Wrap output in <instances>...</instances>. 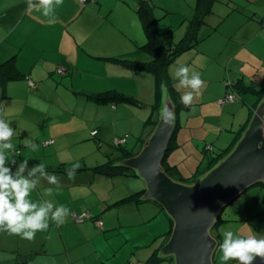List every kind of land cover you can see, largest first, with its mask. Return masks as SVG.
<instances>
[{"label":"crops","instance_id":"obj_1","mask_svg":"<svg viewBox=\"0 0 264 264\" xmlns=\"http://www.w3.org/2000/svg\"><path fill=\"white\" fill-rule=\"evenodd\" d=\"M231 2L232 0H229V3ZM234 2L236 4L231 11H235L239 25L257 28V31L251 33L247 41L257 39L260 36L259 33L264 32V0H259L258 2L255 0H234ZM32 3L37 6V9L27 12V0H0V64L6 60L13 59L18 72L21 74L20 78L11 80L6 84V97L1 98L0 96V119H4L13 129V136L9 142L13 144L14 150H7V153L9 159L15 158L17 161L16 166H13L11 163L8 166L15 172L18 163L24 159H28V168L25 171V175H27L29 170L37 164L43 163L46 172L54 174L59 178L60 187L57 190V185H50L47 180L41 179L29 199L33 202L50 200L57 207L64 205L70 210V214L66 217V222L60 226H57L49 218L47 230L37 231L35 238L32 240L22 239L19 235H10L6 231H0V264H44L47 261L51 264H58V258L60 255H64L65 251L67 252L65 257L67 258L68 256L69 261L65 259L63 263L87 264L88 262L90 264L89 258L92 254H76L75 250L78 245H69L63 237L65 232L69 235L70 230L74 229H79L82 237H88L94 228V224L88 223V221H102L101 227H103V221L107 219L106 214L92 216L89 211H85L84 209V207H88L90 204V201H88L89 196L96 194L94 188L95 171L91 173L93 178L88 179L84 183V181L78 180V175H75L74 180H69L66 170H61L59 167L73 170V168H69L70 158L65 157L67 155L66 151L72 148L73 134L81 131L86 132L84 141L91 140L90 137H92L96 141L102 142V139H105L106 135L110 133V128H112L110 122L112 112L114 113V118L116 116L115 120H117L118 111L114 110H118L120 107L130 108L131 110L135 108L133 105L128 104L131 101L100 102L93 98L92 95H97L108 90H117L133 96L135 99L137 94L133 93L138 89L140 84L143 83L147 87H154L153 76L155 75L153 73L127 67L119 63L120 60L128 59L149 62L154 59L155 55L152 51L142 47L146 43L148 35L144 29L141 16L137 11L138 0H96L86 3L80 0H63L62 4H58L56 0H53L47 15L44 14L45 10L43 7L39 5V0H32ZM154 13L156 16L155 9ZM49 21H55V23L50 24L48 23ZM156 25L158 31L166 40V30L168 28H163L159 18ZM201 27H198L196 38L192 39L196 44ZM243 34L246 36L247 30L243 31ZM184 35L183 37L186 36ZM175 43L177 42L173 44ZM190 48L192 47H189L183 53L181 52L173 62L176 63V60L183 58L184 53L188 55ZM62 70L66 71L63 72ZM79 73L85 76L88 75L90 78L88 89L84 86L82 89L74 88L75 78L78 77ZM169 74L171 79H174L170 67ZM134 81H139V83L124 86L125 82L132 84ZM130 87H135V89L127 92ZM175 88L177 90L174 93L176 100H173V98L172 100L175 105V129L177 127L176 130H179L183 126L182 112H179L177 116L176 114L177 111L183 109L184 105L180 102V91L182 89L176 85ZM64 89L65 91L63 92ZM34 90L38 98L33 107L40 110V117H31V119L22 118L23 122H17L15 118L8 116V110L16 106L11 100L15 98L16 93L25 95L27 92L28 94H32ZM155 90L158 93L157 102L162 99L164 103L166 96L163 94L161 96L157 80ZM227 91L228 93L231 92L228 88ZM64 93L66 95L71 94V103ZM242 95V93H239V96ZM40 96L46 97L45 101H42ZM6 98H8V101ZM256 103L258 102L250 105L251 112L256 110L259 105ZM177 104L180 105L178 108ZM29 105V100L26 104L24 103V106ZM80 106L86 108V111L89 109L95 110L99 106L104 109V112L109 117L95 116L91 120H87L83 116L81 119L84 123L81 125L77 121L80 118L76 116V110ZM253 115H251V118ZM159 116H161L159 110H154L152 118L157 123L160 119ZM103 120H107L108 122H103ZM249 123L250 121L245 125L248 126ZM153 124L151 123L150 126L146 125L148 131L145 137L151 133L150 130ZM32 125H37L38 130L34 131L35 127H32ZM93 131H96V133L94 134ZM33 134H36V136L32 137ZM39 139L51 142L47 144L44 142L43 146L40 147ZM27 141H32L38 147L35 150L27 147ZM237 142L238 140L235 143ZM174 143L176 142L174 141ZM178 145L176 143V146ZM138 147H140V144H137V149ZM211 149L212 146L208 147L209 152ZM121 153V150H119L120 156L122 155ZM30 154L35 157V160L34 157H31V159L28 157ZM72 162L74 161L71 160ZM169 163L178 169L176 171L174 168V173H179L181 178L186 177L187 174L181 166L178 167L172 162ZM200 169L198 167L197 171L193 174L199 172ZM35 175L36 177H40L41 174L37 172ZM119 175L133 176L130 173ZM260 183L264 184V182ZM137 184L140 185V183ZM49 187L54 190L53 194H56V196H49L45 193V190ZM142 189H145V187L141 184L137 187V190L133 191L136 192ZM133 191L128 192L125 197L134 193ZM110 195L99 196L96 194L100 206L103 205L102 208L105 210L112 207L111 201L113 198ZM92 201H96V199ZM143 202L154 204L158 209H155L156 214L165 212L160 204L151 200L140 202L130 200V202L121 203L123 207H128L129 209L136 208L138 210L141 208ZM92 205L90 204V206ZM96 207L95 210L98 211ZM243 207L245 208V206ZM243 207L237 208L238 214L244 215L243 212H247L246 208L243 209ZM85 212H88L91 217L82 222L76 221L75 215ZM240 220H244L242 216H240ZM170 222L172 225L171 220ZM115 228V226H112L110 229ZM58 233L61 235L63 244L62 246H58V243L55 242V245L51 247L49 241L51 239L55 240ZM156 237H159V235ZM162 246L163 242L156 252ZM89 251L92 253V250ZM97 258L101 264L104 263L102 262V258ZM133 264H136V262Z\"/></svg>","mask_w":264,"mask_h":264},{"label":"rangeland","instance_id":"obj_2","mask_svg":"<svg viewBox=\"0 0 264 264\" xmlns=\"http://www.w3.org/2000/svg\"><path fill=\"white\" fill-rule=\"evenodd\" d=\"M152 2L156 18H159L163 28H168L166 30L167 44L178 42L184 34L186 35L188 23L194 20L198 13V0H152ZM235 4L234 0L231 3L229 0L213 1L212 12L205 16V22L202 23L198 34L197 44L188 50V55L184 53L183 58L176 60V63L173 62L170 66L174 85L182 89L181 96L191 89H185L180 85L179 78L175 75L178 67L187 66L190 75L192 72H198L204 82L199 90V95L194 94L192 104L187 107L184 105L183 109L177 111L176 114L177 116L179 112H182L183 118V126L175 131V142L179 145L170 149L166 158L167 161L178 167L181 166L187 174L185 178H181L179 173L171 172V176L176 180L188 183L187 179L197 171L198 167L204 172L210 163V156L233 144L237 132L245 126L249 119H252L250 105L258 102L261 96L264 100V32L259 33L260 36L257 39L247 41V38L251 33L257 31V28L239 25L235 11H231ZM230 12L232 13L230 14ZM245 30H247L246 36L243 34ZM153 79V88L142 83L133 93L137 94L138 97L136 96L135 99L138 102L131 101L128 104L133 105L134 110L122 107L114 110L118 111L117 120L112 112L110 121L112 128L105 139H102V142L96 141L92 137H90L91 140L84 141L86 132L81 131L73 134L72 148L66 151L65 157L70 158L69 168H73L77 163L80 165L76 170L79 181L85 183L88 179L93 178L91 174L93 169L90 168L120 156L119 147L126 146L130 150L137 149L139 138L147 134L146 121L154 112L152 105L158 100L155 76ZM89 83L88 75L79 73L75 78L74 88L82 89L84 86L88 89ZM138 83L139 81H134L132 84L125 82L124 86ZM235 83H240L242 87L239 92H236L233 87ZM227 88L232 94L236 93L238 98L228 101L223 106L218 102V98H224L227 95ZM131 89H135V87H130L127 92H130ZM255 91L258 92V95L255 94ZM239 93L243 95L239 96ZM65 97L69 99L70 103L72 102L71 94H65ZM37 98L35 90L32 94L16 93L15 98L11 99L16 106L8 110V116L15 118L17 122H23L22 118L40 117V110L33 107ZM45 98L40 96L42 101H45ZM6 100L8 101V98ZM28 100L30 105L24 106ZM178 106L180 105H177V108ZM76 116L80 118L77 121L81 125L84 123L81 119L83 116L87 120H91L95 116L109 117L99 106L95 110L87 111L86 108L80 106L76 110ZM103 122L108 121L103 120ZM32 127H35L34 131L38 130L37 125H32ZM44 142L46 143L45 139H39L40 147ZM211 146L212 149L209 152L208 147ZM19 148L21 147L19 146ZM6 154L9 158L8 153ZM28 157L31 159L34 156L30 154ZM41 158L43 159V157ZM71 160L74 162L71 163ZM175 170L178 171L177 168ZM94 174L96 175L94 182L96 194L99 196L111 194L112 207L105 210L102 208L103 205L100 206L96 194L89 196L88 201L93 205L89 204L88 207H84L85 211H89L92 216L106 214L107 219L103 221V227L97 225V220L88 221V223L94 224L88 237H82L79 229L70 230L69 235L65 232L63 237L65 241L69 245H78L75 253L79 255L92 254L89 258L90 264H101L97 257L102 258V262L105 264H133L134 262L136 264H175L174 258L170 260L152 259L153 256L155 257L157 248L163 242L164 234L171 228V222L166 212L156 214L155 209H158L152 203L143 202L141 208L136 210V208L123 207L122 203L118 202L128 192L137 190L141 184L145 187L144 179L134 175H115L113 177L97 172ZM52 195L56 196V194ZM92 197L96 201H92ZM241 206L246 208L247 212H243L244 215L238 214L236 211ZM95 207L98 208V211L95 210ZM245 208L243 207V209ZM240 216L244 220H240ZM112 226L116 228L110 229ZM226 231H232L235 236L241 238H246L249 235L255 236L257 239L264 238V184L257 183L251 186L222 210L211 229L212 235L219 240L213 257L214 264L239 262L237 260L224 262L220 259L222 252L219 245L222 244ZM157 235L159 237H156ZM157 240L158 242H156ZM55 242L58 243V246H62L60 233L55 240L49 241L51 247L55 245ZM89 250H92V253ZM66 254L65 251L64 255H60L58 264H66L63 263L65 259L69 261L68 256L65 257ZM44 264L51 263L47 261Z\"/></svg>","mask_w":264,"mask_h":264},{"label":"water","instance_id":"obj_3","mask_svg":"<svg viewBox=\"0 0 264 264\" xmlns=\"http://www.w3.org/2000/svg\"><path fill=\"white\" fill-rule=\"evenodd\" d=\"M165 106L175 117V105L169 95L164 98ZM262 126L264 100L257 106L234 148L192 183L176 180L163 169L175 119L165 123L162 115L141 150L119 162L136 170L144 179L146 186L142 199L160 204L173 220L171 235L161 247L160 255L171 256L175 264H214L219 242L211 229L222 210L248 188L264 182ZM253 264H264V260L256 257Z\"/></svg>","mask_w":264,"mask_h":264},{"label":"clouds","instance_id":"obj_4","mask_svg":"<svg viewBox=\"0 0 264 264\" xmlns=\"http://www.w3.org/2000/svg\"><path fill=\"white\" fill-rule=\"evenodd\" d=\"M53 0H39V5L43 7L44 14H48V10ZM56 3L62 4L63 0H56ZM37 9L32 0H27V12ZM48 23H55L49 21ZM176 77L179 78L180 85L191 91L185 92L181 96V103L190 106L194 99V94L199 95V90L203 86V81L198 72L189 73L187 66L178 67ZM162 94L167 95L166 84H161ZM161 115L165 123L174 122L173 112L165 106ZM264 127V126H262ZM13 136V129L4 119H0V231H6L10 235H19L22 239L32 240L35 238L37 231L47 230L49 227V218L54 221L57 226L66 222V217L70 214V210L64 206H55L50 200L43 202H33L29 199L31 193L36 189L41 179L47 180L50 185L60 187L59 178L45 171L43 163L37 164L34 168L27 172L28 159H24L18 163L16 171L8 165H17L15 158L7 157V150H14V146L10 143ZM26 146L35 150L38 146L32 141H27ZM80 165L77 163L73 166V170L66 169L68 179L74 180L76 169ZM39 172L40 177H36ZM52 188H47L45 193L49 196L53 194ZM53 209H55L53 211ZM222 255L220 259L224 262L229 260H237L239 264H253L256 257L264 260V238L257 239L255 236L249 235L246 238L235 236L232 231L224 233L222 244L219 245Z\"/></svg>","mask_w":264,"mask_h":264},{"label":"trees","instance_id":"obj_5","mask_svg":"<svg viewBox=\"0 0 264 264\" xmlns=\"http://www.w3.org/2000/svg\"><path fill=\"white\" fill-rule=\"evenodd\" d=\"M88 1H96V0H85L84 3L88 2ZM213 1H217V0H198V3H197L198 13L195 16V19L190 22L186 36L183 37L179 42L169 45V44H167V41L162 37L163 35L157 29L156 23H157L158 19L156 18L155 13H154V3L152 2V0H138L139 5L137 7V11L141 16V19H142L143 25H144V29L148 35L147 41L142 47L147 49V50L152 51L155 56H154V59L149 61V62H141V61L126 59V60H120L119 63H121L127 67L133 68V69H138V70H141L144 72L153 73L155 75L156 80H157V84H158V88H159V92H160L161 96H162L161 84L164 83V84H166V87H167V95L171 96V98H173V100H176L175 99L176 97L174 98V96H175L174 93H176L177 90L175 88L174 82L172 81V79L170 77L169 67H170L171 63L178 57V55L181 52L183 53V51L187 50L189 47H193L196 45V43L193 42L192 39L196 38V32L198 30V27H200L202 25V23L205 22V16L207 14H209L210 12H212ZM62 71L65 72L66 70L65 71L62 70ZM20 75L21 74L18 72V70L14 64L13 59L6 60L0 64V96H1V98L6 97V91H5L6 84L11 80H16V79L20 78ZM233 87L237 92H239L242 88L240 83L233 84ZM255 92H256L255 94L258 95V92L257 91H255ZM235 96L237 99L238 98L237 94H235ZM92 97L95 98L96 100L100 101V102H111V101L112 102L113 101H115V102H120V101L138 102L137 99L135 100L133 98V96L127 95V94L120 92V91H117V90L104 91V92L99 93L97 95H92ZM262 98H263V96L259 99V101H262ZM259 101H258V103H256L257 105L260 103ZM162 103H163V101L161 99L158 102H156L154 105H152L153 110H159L160 115H161L162 109L164 108V105ZM254 111L251 112V115L254 114ZM159 118H160V116H159ZM151 123H154L152 125L151 130H150L151 133L146 137L144 135V136L139 138L140 147L138 149L130 150L126 146L119 147V149L122 152L121 153L122 155L120 157H117L115 159H111L107 162H104L102 164H99V165L93 167L92 168L93 171L100 173V174H104V175H110V176H115V175H119L122 173H126V174L130 173L132 175L139 176L138 173L136 172V170H134L132 168H128L124 165H121L119 162L122 159L136 155L141 150L146 139L152 134V132L154 131V128L156 127V124H157V122L154 121V119L152 118V115L146 121V125L150 126ZM246 127L247 126L245 125L242 129H240L237 132L235 140L233 141V144H230L229 146L224 148L221 152L214 153L210 156L211 157L210 163H209L208 167L206 168V171H204L202 173V172H200L201 171L200 170L199 171L200 174H198L199 172L195 173L194 176H191L187 179V182L192 183V182L196 181L198 178H200L202 175H204L209 169H211L214 165H216L220 160H222L234 148V146L236 145L235 142L242 137V135L244 133L243 130H245ZM176 129H177V127H176ZM176 129H175V131H176ZM175 131H174L173 136L169 142L168 150H167L165 157L163 159V162H162L163 169L170 176L172 175L171 172H173V169L175 167L170 165V163L167 161L166 156L168 154V151L176 146V143H174ZM50 142L51 141H47L45 144L50 143ZM59 169L66 170L67 168L66 167H64V168L59 167ZM198 175H200V176H198ZM144 192H145V189L136 191V192L130 194L129 196L124 197L123 199L119 200L118 202L127 203L128 201L130 202V200L139 201V202L143 201L142 195L144 194ZM164 211H165V209H164ZM169 218L172 221V225H171V228L169 229V231H167L164 235L163 244L169 239L171 232H172L173 220L171 219L170 216H169ZM154 258L155 259H161V260H164L167 258L170 260L172 257L160 255V249H158V251L155 253V257L153 256L152 259H154Z\"/></svg>","mask_w":264,"mask_h":264},{"label":"built area","instance_id":"obj_6","mask_svg":"<svg viewBox=\"0 0 264 264\" xmlns=\"http://www.w3.org/2000/svg\"><path fill=\"white\" fill-rule=\"evenodd\" d=\"M82 2H85V0H80ZM236 99V96L235 94H232L231 92L227 93V95L224 97V98H220L219 99V103L224 105L226 104L228 101H232V100H235ZM93 133H96V131H93ZM90 214L88 212H85V213H81V214H76L75 215V219L76 221L78 222H82L88 218H90ZM98 225L102 226V221H97Z\"/></svg>","mask_w":264,"mask_h":264}]
</instances>
